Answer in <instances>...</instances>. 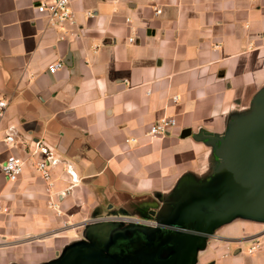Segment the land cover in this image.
<instances>
[{
	"label": "crops",
	"instance_id": "crops-1",
	"mask_svg": "<svg viewBox=\"0 0 264 264\" xmlns=\"http://www.w3.org/2000/svg\"><path fill=\"white\" fill-rule=\"evenodd\" d=\"M39 1L0 0V264L81 242L116 256L132 238L162 242L164 260L199 230L194 205L224 172L219 140L264 89V0H71L73 22L55 25ZM163 116L171 132L148 137ZM37 141L62 160L50 187L32 164ZM9 155L25 162L13 182L1 171ZM263 231L242 216L213 224L192 264H264V246L248 252ZM44 232L39 249L16 243Z\"/></svg>",
	"mask_w": 264,
	"mask_h": 264
},
{
	"label": "water",
	"instance_id": "water-1",
	"mask_svg": "<svg viewBox=\"0 0 264 264\" xmlns=\"http://www.w3.org/2000/svg\"><path fill=\"white\" fill-rule=\"evenodd\" d=\"M188 134L189 130H184L181 135ZM219 142L217 151L224 165L219 187L214 196L210 194L195 203L192 216L201 221L199 230L185 231L186 237L176 239L172 264H185L186 250H194L213 224H223L237 216L264 221V89L255 96L252 111L235 122ZM193 260L194 252L189 264Z\"/></svg>",
	"mask_w": 264,
	"mask_h": 264
},
{
	"label": "built area",
	"instance_id": "built-area-1",
	"mask_svg": "<svg viewBox=\"0 0 264 264\" xmlns=\"http://www.w3.org/2000/svg\"><path fill=\"white\" fill-rule=\"evenodd\" d=\"M70 1L71 0H40L35 5V9L38 13L43 14L51 25L65 24L67 22L72 23L73 13L70 9ZM62 66L63 63L61 61L53 62L49 64L48 71L50 73H54ZM173 100H176V97H173ZM8 106L9 100L0 96V122L4 119ZM175 123L176 121L174 118L163 116L149 126L146 131V135L148 137H158L168 134L175 126ZM14 135V127L8 126L5 131L4 141L12 143L14 141ZM30 154L36 157L32 163L34 168L50 187L51 182L49 181L51 179L52 169L60 164L62 160L54 150L39 141L35 142L34 148ZM24 163V160L21 158L9 155L1 165V171L7 180L12 182L16 181L23 171ZM66 171L70 176L72 183H75L77 178L75 173L70 170L69 165H67ZM6 210L7 208L1 206L0 203V212H4ZM262 246H264V231L251 238V244L248 248V252H254Z\"/></svg>",
	"mask_w": 264,
	"mask_h": 264
},
{
	"label": "flooded vegetation",
	"instance_id": "flooded-vegetation-1",
	"mask_svg": "<svg viewBox=\"0 0 264 264\" xmlns=\"http://www.w3.org/2000/svg\"><path fill=\"white\" fill-rule=\"evenodd\" d=\"M176 237L170 235V238ZM179 238L178 236L175 238ZM174 239V240H175ZM99 243L89 244L79 243L78 245L66 248L60 252L53 260L45 261L39 264H159L156 255L162 247V242L155 239L152 242H142L138 238L129 239L126 244L120 246L116 256H111L107 253L108 250L103 246H99ZM163 245L164 242H163ZM188 246V245H187ZM186 246V247H187ZM173 254H171L166 260L173 259L177 252V244H175ZM194 250H186L185 264H189L192 258Z\"/></svg>",
	"mask_w": 264,
	"mask_h": 264
},
{
	"label": "rangeland",
	"instance_id": "rangeland-1",
	"mask_svg": "<svg viewBox=\"0 0 264 264\" xmlns=\"http://www.w3.org/2000/svg\"><path fill=\"white\" fill-rule=\"evenodd\" d=\"M8 211H4V212H2V213H7ZM44 235H47L45 232L44 233H42V234H29V236H27L26 238H24V239H18L17 240V242L16 243H20V245H22V244H28V247H32L33 249L34 248H40L41 247V242H43V241H45L44 239H42V238H44L45 236ZM50 235H52V234H50ZM19 238V237H18ZM17 246H18V244H17ZM4 257H2L1 259H3ZM26 258V257H25ZM35 259H33V258H26V260L25 261H27L28 262V264H35V262L36 261H38V260H41V259H47L48 257H46V258H44V257H34ZM167 258V257H166ZM166 258H162V259H166ZM5 259L7 260V262H10V261H12V260H24V257H12V256H10V258H6L5 257ZM4 259V260H5ZM28 260H31V261H28ZM33 260H35V262H33ZM24 262V261H23Z\"/></svg>",
	"mask_w": 264,
	"mask_h": 264
},
{
	"label": "trees",
	"instance_id": "trees-1",
	"mask_svg": "<svg viewBox=\"0 0 264 264\" xmlns=\"http://www.w3.org/2000/svg\"><path fill=\"white\" fill-rule=\"evenodd\" d=\"M173 259H174V258H173ZM173 259H168V260H165V261H160L159 264H172Z\"/></svg>",
	"mask_w": 264,
	"mask_h": 264
}]
</instances>
